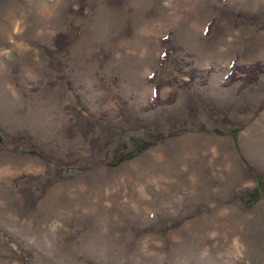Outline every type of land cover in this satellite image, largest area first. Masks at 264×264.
Masks as SVG:
<instances>
[{
	"label": "rangeland",
	"instance_id": "374dc122",
	"mask_svg": "<svg viewBox=\"0 0 264 264\" xmlns=\"http://www.w3.org/2000/svg\"><path fill=\"white\" fill-rule=\"evenodd\" d=\"M232 63L264 0H0V264H264V73Z\"/></svg>",
	"mask_w": 264,
	"mask_h": 264
},
{
	"label": "trees",
	"instance_id": "16d2710c",
	"mask_svg": "<svg viewBox=\"0 0 264 264\" xmlns=\"http://www.w3.org/2000/svg\"><path fill=\"white\" fill-rule=\"evenodd\" d=\"M211 22L207 23L206 30L207 31L210 28ZM162 44L165 46V48L162 51V54L160 55V59L163 57H167L168 52L170 51L169 48H171V43L169 40L168 34L161 40ZM68 43V37L64 35L63 33H56L52 38V45H53V52L58 53L63 51L64 47ZM58 69V68H57ZM260 73H264V66L260 64H253V65H247V66H238L237 64L232 63L229 66V72L226 77V82L232 83L235 80L240 81L241 87L251 84L257 80V77ZM158 84H154L153 86V102L150 103L147 108H152L158 105L159 103H170L173 101L174 94H170L167 96L164 100H160L158 97Z\"/></svg>",
	"mask_w": 264,
	"mask_h": 264
},
{
	"label": "crops",
	"instance_id": "0c3cea01",
	"mask_svg": "<svg viewBox=\"0 0 264 264\" xmlns=\"http://www.w3.org/2000/svg\"><path fill=\"white\" fill-rule=\"evenodd\" d=\"M232 145V144H231ZM230 145V147H232ZM180 149L178 146H172V149H173V151L175 152L174 154H170V153H168V152H165V154H164V157H165V160L168 162L169 160H170V158H171V160H173V162H178V159H180V157H181V159H184V156L183 155H181L180 156V154H178L177 152H180V150L178 151L177 149ZM237 149H239L238 147H237ZM182 150V149H181ZM185 150H187V148H185V149H183V151H185ZM182 151V152H183ZM162 158H163V155L162 154H160V156H159V161H162ZM192 158H194L192 155H189V159H188V157L187 158H185L183 161H181V162H186V160H189L188 162H193V159ZM208 159H209V157H208ZM202 162H204V161H202ZM205 162H209V160L208 161H205ZM232 162H238V159L236 158V159H234V161H232Z\"/></svg>",
	"mask_w": 264,
	"mask_h": 264
}]
</instances>
